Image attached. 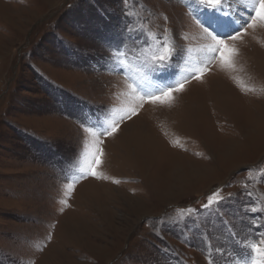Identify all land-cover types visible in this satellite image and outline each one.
Returning <instances> with one entry per match:
<instances>
[{"label":"rangeland","instance_id":"1","mask_svg":"<svg viewBox=\"0 0 264 264\" xmlns=\"http://www.w3.org/2000/svg\"><path fill=\"white\" fill-rule=\"evenodd\" d=\"M197 7L194 0H0V264L257 259L250 244L264 233V210L252 211L264 209V28L235 43L239 71L229 75L214 63L171 110L145 105L116 137H100L97 170L107 179H82L66 196L93 141L79 120L110 117L126 99L123 75L104 63L103 42L121 28L142 35L146 43L126 46L120 68L139 78L144 53L165 40L166 15L176 50L167 69L143 82L154 92L213 55L189 14ZM221 8L232 21L250 11L239 0H222ZM233 77L253 91H241ZM221 187L233 194L221 202L225 219H180L181 209L202 211Z\"/></svg>","mask_w":264,"mask_h":264},{"label":"snow or ice","instance_id":"2","mask_svg":"<svg viewBox=\"0 0 264 264\" xmlns=\"http://www.w3.org/2000/svg\"><path fill=\"white\" fill-rule=\"evenodd\" d=\"M123 2L127 4L128 0H123ZM185 2L188 3V0H185ZM239 3L245 5L250 11L246 16L241 12V18L232 21L221 18L222 14L227 15L226 13H222V0H194V4L200 7L195 8L194 11L190 8L189 14L192 15L195 25L202 29L204 38L208 41L205 51L213 55L206 56L199 63H193L179 79L169 82L163 87H159L154 92L145 91L142 87L143 82L151 74L167 69L170 66L169 60L173 57V53L176 50V46L168 39L169 29L167 24L169 20L166 15L163 17L165 21V40L159 46L154 45L150 51L144 53L143 63L140 67L141 76L139 78L131 73H121L120 68L125 66L123 57L127 54L125 51L126 46L142 48L146 43L144 37L131 30L126 32L124 28H121L115 40L106 39L103 42L104 47L109 53L104 58V63L111 64L110 74L123 75L126 90L121 95L126 99L120 107L111 109L110 117L92 119L89 116L84 120H79L84 131L93 137V141L90 145L85 146L84 158L81 167L78 169L79 175L72 178L71 182L67 184L66 196L70 197L76 184L82 179L87 177L98 180L107 179L106 176L97 170L102 165L104 156V140L100 137H116L121 130V125L126 121L139 117L145 105L152 106L153 110H171L174 107L177 95L185 92L188 85L193 81L201 83L203 78L212 70L211 66L214 63L218 64L221 71L229 75L240 70L235 66V58L238 55L235 43L243 36L249 34V29L255 31L257 28H264V0H239ZM205 9H212V11H206ZM124 15L125 17H129L131 14L125 11ZM131 23L130 19H126L125 27H130ZM179 51L182 53L183 49L181 48ZM233 80L241 88V91H253L252 89L245 88L241 84V81L235 77H233ZM171 143L175 147L178 146L179 141H171ZM245 171H250V169H245ZM261 182H264V177L261 178ZM113 183H119V181H113ZM247 195H251V193H247ZM232 196V193L228 194V197ZM228 197L222 195V187L217 188L208 196L207 203L201 205L202 208L208 209V213H196L194 209H181L180 219L183 220L184 215L192 214L198 217L205 215L214 216L215 213L222 210L223 205L221 202L225 204L231 202ZM60 203L65 207L68 206L67 199L61 200ZM258 210L264 209H260L259 207L252 208L253 212ZM199 226V224L196 225V227ZM237 235L239 234L237 233ZM261 235L262 238L259 243L252 242L250 244L251 252L257 257L252 264H264V233ZM47 240H51L50 234ZM171 251V249L165 248V252L170 253ZM177 264H179L178 261ZM209 264H233V262L230 259H221L220 261L210 260Z\"/></svg>","mask_w":264,"mask_h":264},{"label":"trees","instance_id":"3","mask_svg":"<svg viewBox=\"0 0 264 264\" xmlns=\"http://www.w3.org/2000/svg\"><path fill=\"white\" fill-rule=\"evenodd\" d=\"M236 197H233V198H231L232 200H234ZM231 203V202H230ZM243 207H241V208H239V209H237V210H240V209H242ZM237 210H235L236 211V213H237ZM198 213H208V211L206 210V209H203L202 211H200V212H198ZM228 214L227 213H225L223 210H221V211H218L217 213H215V215L214 216H208V215H205V217L207 218V220L209 221L212 217H213V220H216L217 219V221H220V220H223V219H225L226 218V216H227ZM202 217L203 216H201V217H198L199 219H202ZM181 232H183V231H181ZM184 233H182V235H183ZM203 234L204 235H202V236H204V238H205V243L203 244V246H205V245H209V233L207 232H203ZM202 254H204V255H207L208 256V254L207 253H202ZM205 259H208V257H204Z\"/></svg>","mask_w":264,"mask_h":264},{"label":"bare ground","instance_id":"4","mask_svg":"<svg viewBox=\"0 0 264 264\" xmlns=\"http://www.w3.org/2000/svg\"><path fill=\"white\" fill-rule=\"evenodd\" d=\"M119 81H120V83L121 84H124V82L121 80V79H119ZM220 86V85H219ZM223 87L221 86V89H222ZM225 88V87H224ZM223 88V89H224ZM221 89H219V90H221ZM222 92V91H221ZM219 93H220V91H219ZM217 94H218V92H217ZM222 94V93H221ZM224 95V94H223ZM230 97H231V95H229ZM236 100L233 98L232 100L231 99H229V100H226L225 102H226V104H230L231 106H233L234 104H236V102H235Z\"/></svg>","mask_w":264,"mask_h":264}]
</instances>
